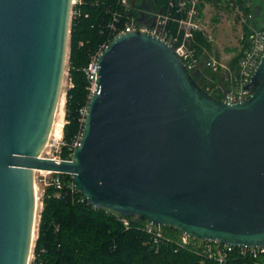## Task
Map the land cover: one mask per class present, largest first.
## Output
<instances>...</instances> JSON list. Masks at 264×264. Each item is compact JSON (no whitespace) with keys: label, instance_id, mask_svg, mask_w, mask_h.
Returning a JSON list of instances; mask_svg holds the SVG:
<instances>
[{"label":"water","instance_id":"water-1","mask_svg":"<svg viewBox=\"0 0 264 264\" xmlns=\"http://www.w3.org/2000/svg\"><path fill=\"white\" fill-rule=\"evenodd\" d=\"M71 10L72 0H0V264L29 262L35 171L70 175L88 205L121 218L264 246V52L251 95L229 104L158 35H116L97 57L78 146L69 160L43 158Z\"/></svg>","mask_w":264,"mask_h":264},{"label":"trees","instance_id":"trees-1","mask_svg":"<svg viewBox=\"0 0 264 264\" xmlns=\"http://www.w3.org/2000/svg\"><path fill=\"white\" fill-rule=\"evenodd\" d=\"M141 1L139 6L135 3L125 6L120 0H84L80 5L73 6V12L77 14L71 18L69 33L67 67L71 86L65 90L63 141L67 147L61 150L63 160H69L68 146L82 130L79 110L87 103L89 94L84 69L90 57L113 38L111 25L115 29L122 28L130 17L137 21H149ZM176 1H152L153 13L160 12L170 17L165 29L171 33L177 30L176 19L184 16L182 12L170 8L169 5ZM238 2L243 4L241 0ZM205 3L231 4L226 0H198L197 10L201 11ZM242 9L247 15L249 9ZM244 28L247 32V26ZM210 45L211 42L198 32L194 33L190 42L196 57L197 51L200 53ZM240 54L241 51L232 59L236 66ZM207 75L212 78L213 85L223 84L218 75L210 73L206 67L199 79L203 80ZM213 97L220 99L217 95ZM58 177L60 189L49 185L43 190L37 235L31 251L33 264H217L189 247H176L166 242L154 244L142 228L145 222L139 218H128L130 223L126 228L116 214L88 205L73 187L70 175L58 174ZM162 230L170 237L179 235L177 231L165 227ZM221 264H259V260L249 254L241 255L235 249Z\"/></svg>","mask_w":264,"mask_h":264},{"label":"built area","instance_id":"built-area-1","mask_svg":"<svg viewBox=\"0 0 264 264\" xmlns=\"http://www.w3.org/2000/svg\"><path fill=\"white\" fill-rule=\"evenodd\" d=\"M83 1L84 0H72L71 18L73 15L77 14L76 11L73 12V6L80 5ZM120 1L122 5L125 6H127L129 3V0ZM226 1L231 3L232 0ZM197 5L198 0H177L176 3L172 2L169 5L170 8H175L178 13L182 12L184 15L182 18L176 19L178 26L175 33H171L170 31L165 29V25L170 19V17H168L167 14L159 12L152 14L154 21V24L152 26H148L146 24L141 25L139 24V21H137L134 17H130L124 23L122 28L115 29L114 26L111 25V29L113 30V37L121 33L137 30L158 35L160 38H162L174 47L178 57L181 59L184 67L189 73H197L200 70V64L198 58L195 55L194 50L190 47L191 39L193 38L194 33L198 32L205 36L208 41H211V38L205 33V28L199 25L197 23V20H195L197 15ZM234 8V11L236 10L238 13L236 15L240 16V23L242 27L247 26V30L249 28L247 32L242 33L240 37H238L241 54L237 62L236 73L234 76L226 80L229 82V86L224 85V83H218L213 85V80L210 76L207 75L203 77L205 83L204 90L212 96H219V100H223L229 104L242 102L251 95L252 88L250 87L246 89V87L249 86L257 64L259 63V60L264 52V29L253 27L250 22L252 20L251 13L244 15V13L238 7ZM106 45L107 43L103 44L99 48V50L90 57L88 65L84 69L85 76L87 78V81L89 82L88 100L95 90V81L97 79L96 60L102 50L106 47ZM205 67L210 71V73L218 74L221 72L220 70L223 69L225 66L221 63V61L217 60L216 58L209 57V59L205 62ZM64 76L67 81V89L71 86L70 79L68 77L67 63ZM61 95L65 96V91L64 93L62 92ZM87 103L79 110L80 122L82 126L86 113ZM56 116L57 112L55 118ZM55 118L48 138V142L44 148L41 157L63 160L60 157L61 150L63 147H67L62 139V128L65 120L63 116V123L60 124V129L57 130V123L55 122ZM80 135L81 132L76 136L72 144L68 146L69 159L73 150L79 144ZM35 172L40 173V177L37 178V181L41 183L44 188L49 185H54L57 189L61 188V181L58 177V174L46 171ZM119 218L121 219L123 225L128 228L130 223L128 218ZM142 228L147 234H149L154 244H158L159 242H166L172 243L176 247H189L194 252L199 253L200 255L207 257L210 260L216 261L217 264L223 263L226 257H228V255L235 249L238 250L241 255L249 254L254 259H258L259 264H264V246L258 248H234L222 245L221 243L216 241L205 242L200 240H194L182 234H179L177 237L174 238L165 235L162 230V227L152 225L147 222L143 224ZM31 257L32 256L30 255L29 260L31 259Z\"/></svg>","mask_w":264,"mask_h":264},{"label":"rangeland","instance_id":"rangeland-1","mask_svg":"<svg viewBox=\"0 0 264 264\" xmlns=\"http://www.w3.org/2000/svg\"><path fill=\"white\" fill-rule=\"evenodd\" d=\"M152 1L153 0H142L141 1V2H144L143 5H144L145 13L147 15H149V21H148V19H144L145 21L139 20V24H141V25L146 24L148 26H151L150 20L153 21V17H150V16H152L153 11H154ZM241 1L243 2V4H239L238 0H234V1L232 0L231 4L228 6H225V4H222L221 7H214L212 5H209V6H207L206 10L202 13H201V11L197 10V15H196L195 20H197V23L199 25H201L202 27L205 28V33L211 38L210 42H211V45L213 46V49H215L216 51H219L221 56L223 54H228L229 52H231L233 50H234L233 52H236V48H238L240 51V44L238 42V37H240V35L242 33L246 32L245 28L242 27V25L240 23V16L236 15L238 13L236 10L234 11L235 8L232 9V6L236 7V8L238 7L241 11L243 10L242 9L243 7H247L249 9L248 13L252 14V20L250 22H252L251 24L253 25V27H255L256 26L255 23L256 24H257V22L259 23L258 20H260L262 18V16H264V0H250V1L241 0ZM257 8H259V10H260V12L257 15L258 19L256 18ZM147 22H149V24H147ZM153 24H154V21H153ZM257 25L259 27V24H257ZM248 30H249V28H248ZM234 47H236V48H234ZM198 61L200 64V66H199L200 70L197 72V74H198L197 77L199 78L200 75L202 74V70L205 67V63L202 67L201 61L199 60V58H198ZM65 69H66V66H65ZM223 70H225V67L223 69H221L220 71H223ZM202 82L205 86V83L203 80H202ZM66 85H67V81H66V78L64 76L63 86H62L61 92L64 93V91L67 87ZM62 99H63V102L60 105ZM64 102H65V96L61 95L59 106H58L57 111H56L57 116L55 118V122L57 123V128H56L57 130L60 129V124L63 123ZM64 124H65V121H64ZM62 139H63V128H62ZM34 175H35L34 176L35 194L37 197V204H36L37 210H36V216H35L36 221L35 222H36V224H38L39 213H40L41 208H42L41 198H42L44 187H43V185H41V183H39L37 181V178L40 177L39 176L40 173L37 172ZM35 238H36V235L34 237V241H35ZM32 259L33 258L31 257L28 264H33Z\"/></svg>","mask_w":264,"mask_h":264},{"label":"crops","instance_id":"crops-1","mask_svg":"<svg viewBox=\"0 0 264 264\" xmlns=\"http://www.w3.org/2000/svg\"><path fill=\"white\" fill-rule=\"evenodd\" d=\"M248 1H250V0H248ZM129 3L130 4L135 3V5L139 6V0H131ZM209 5H212L214 7H221L222 4L205 3L203 9L201 10V13L204 12L206 10L207 6H209ZM259 12H260V10H259V8H257V12H256L257 13L256 14L257 19H258L257 15ZM147 24H149V22H147ZM257 24H259V27ZM257 24L255 23V25L257 26V27L255 26V28H264L262 23L257 22ZM150 25L151 26L153 25V21L150 23ZM234 48H236V47H234ZM233 51L229 52L228 54H223L221 56L219 51H216L215 49H213V46L210 45L209 48L203 49V51H201L200 53H198V51H197V54H198L197 58H199V60L201 61L202 67H203L204 63L209 59V57H214L217 60L221 61V63L225 66V70L221 71L218 74V78L226 86H229V82L226 80H228L230 77L234 76L236 73V67L237 66L232 63V59L239 52V49L236 48V52H233Z\"/></svg>","mask_w":264,"mask_h":264},{"label":"flooded vegetation","instance_id":"flooded-vegetation-1","mask_svg":"<svg viewBox=\"0 0 264 264\" xmlns=\"http://www.w3.org/2000/svg\"><path fill=\"white\" fill-rule=\"evenodd\" d=\"M260 23L263 24V27H264V16H262V18L259 20ZM195 81L198 85H200L202 88L204 86L203 82L201 79H199L198 77L195 78ZM204 89V88H203Z\"/></svg>","mask_w":264,"mask_h":264},{"label":"bare ground","instance_id":"bare-ground-1","mask_svg":"<svg viewBox=\"0 0 264 264\" xmlns=\"http://www.w3.org/2000/svg\"><path fill=\"white\" fill-rule=\"evenodd\" d=\"M62 102H63V99H62V101H61V103H60V105L62 104ZM61 107V106H60ZM36 219V218H35ZM36 221V220H35Z\"/></svg>","mask_w":264,"mask_h":264}]
</instances>
